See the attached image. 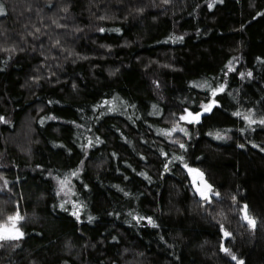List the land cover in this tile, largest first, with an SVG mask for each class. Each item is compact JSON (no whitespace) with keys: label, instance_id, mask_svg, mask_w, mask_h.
<instances>
[{"label":"trees","instance_id":"obj_1","mask_svg":"<svg viewBox=\"0 0 264 264\" xmlns=\"http://www.w3.org/2000/svg\"><path fill=\"white\" fill-rule=\"evenodd\" d=\"M4 3L0 47L15 45L16 51L11 59L0 51V116L7 120L0 121V184L6 178L12 189L0 191V216L14 212L18 201L26 235L0 248V264H229L220 251L218 222L234 231L229 246L245 264H264V152L247 143L264 147V131L239 132L247 122L234 115L253 107L257 116L264 111V0ZM99 27L122 31L101 33ZM35 28L43 33L38 39L29 35ZM176 36L183 40H169ZM233 57L245 77L229 72V88L217 97L221 106L188 125L191 139L173 134L189 146L188 162L221 192L223 202L216 198L207 210L179 162L164 170L172 154L184 150L160 130L174 122L170 110L187 106L184 98L205 101L206 90L195 85L224 79L221 70ZM113 98L120 110L107 112L112 105L102 102ZM153 105L163 115H153ZM52 115L59 119L40 123ZM228 129L229 139L209 135ZM88 137L104 143L82 149ZM81 161V178L70 177L77 194L66 189L63 198L86 202L83 223L70 205L69 211L59 207L62 197L55 194V177L69 176ZM232 195L237 204H230ZM244 202L257 218L255 231L238 218ZM137 213L152 216L159 227L137 222Z\"/></svg>","mask_w":264,"mask_h":264},{"label":"snow or ice","instance_id":"obj_2","mask_svg":"<svg viewBox=\"0 0 264 264\" xmlns=\"http://www.w3.org/2000/svg\"><path fill=\"white\" fill-rule=\"evenodd\" d=\"M165 4L170 3V0H163ZM222 2V0H221ZM209 7H214V4H209ZM70 5H67L64 7V11H69ZM142 11V9H141ZM8 13V7L4 3V0H0V15H7ZM260 15L264 16V13H260ZM111 17L107 16H100L98 19H110ZM52 23L56 24L57 27L66 28V24H60L57 20H53ZM47 27V26H46ZM75 31H81L79 27L75 29ZM98 31L103 33L106 31H115L120 32L122 29L115 28V29H106L104 27H99ZM37 33H41L40 28H35L34 32H30L29 35L33 36L34 38L38 39L36 36ZM43 35V33H41ZM169 40H172V42H175V40H183V36H176V37H169ZM56 46H62L61 40L56 39L55 40ZM104 47L111 48V45H104ZM23 50V49H21ZM0 51H4L9 53L8 59H11V53L16 51V46L13 45L11 48H2L0 47ZM79 55V54H77ZM84 58V57H81ZM234 61H236V57H233L232 60H230L224 69H222L223 77L224 79H221L219 82H217L215 85L210 83L208 80H205L202 84H196V88H203L206 90V100L205 101H196L192 100L190 98H184L187 106L185 104L179 105L180 111L179 113L175 112H169V114L173 117L174 122L171 124L170 127L161 129L160 131L167 136L168 138L172 139L173 143L178 146L179 149H183L184 153L181 155L172 154V157L170 160L166 161L164 164V170L165 171H171V167L175 166L176 162H179L180 165H182V170H186L188 176L190 177L189 180V186L193 190V195L198 196L200 198V203L206 207L207 210H212L215 208L216 203L218 202L216 198H221L219 201L220 203L223 202V198L221 197V192L215 187V185L206 178L205 172L199 168L195 167L192 164H190L187 160V149L188 145L179 137H174L173 134L175 133H182L185 137L188 139H191V132L189 130L188 125H196L200 124L202 122V119L205 117L206 114L213 113L214 109L221 106L220 99L217 97L221 94L226 93V91L229 88V85L227 83L226 77L228 76L229 72H236L237 75H239L241 78L245 77V72H238L237 69L234 67ZM246 75L248 77H251L253 73L249 70L247 71ZM34 80H39V77H33ZM157 85H159V81H157ZM75 86V85H73ZM210 93V95H208ZM49 103H53V101H49ZM58 103V101L56 102ZM103 105H112L106 109L107 112H118L120 109L115 105V98H113L112 101H109L107 99L103 100ZM125 106L128 105V102L125 101ZM261 103H264L262 101ZM196 105V110L194 111L192 109V105ZM97 108L100 107V105H96ZM132 107H135L132 105ZM153 108L156 109L155 112H153V115H163L162 111L158 108L157 105H153ZM83 111V109H81ZM234 115L236 117H242L244 121L247 122V127H241L239 129V132L246 133V132H256L257 127H259L262 131H264V111H262V114L257 116V110L256 108H250L246 111L242 112L240 110H237L234 112ZM59 117L52 115V116H46L41 119L40 123L43 124L45 120H57ZM0 121L7 122L6 118L4 116H0ZM72 124H76V121H71ZM77 127H83V125H77ZM228 132H231V129H228L227 132H221L216 131L215 133H209V135H215L216 139H229ZM124 139H127V137H124ZM104 141L97 137L95 141L92 137H88L86 143H81L80 147L82 149L88 150L93 147H95L97 144H103ZM147 143V141L145 142ZM248 144H253L256 148L260 149V151L264 152V147L261 146V144L254 143L252 140L247 141ZM245 144H240L239 147L244 148ZM71 151V149H69ZM165 157L169 155L168 152L162 153ZM113 155H116V153H113ZM147 159V157H145ZM37 167H42L41 165H38ZM131 167V165H129ZM83 161H81V164L76 169L70 171L69 176H56L55 179L57 181V187L55 194L57 196H61V202L59 204V207L64 209L65 211H69V208H66L65 205H70L71 215L76 218V220L83 223L82 215L85 214L84 210L86 209V202H80L76 199H64L63 196L68 195V192H71V195L75 196L77 193L71 191V178H81V175L83 173ZM135 171V169H133ZM51 175V173H49ZM140 175L147 177L146 172H141ZM123 179H128V177L125 175ZM150 180V177H148ZM11 182L4 178L3 184H0V191L7 190L11 192L10 187ZM82 188H88L89 185L86 183L81 184ZM117 187H119L117 185ZM68 190L66 192L65 190ZM121 192L124 191L123 188L120 189ZM129 195H131L129 193ZM238 198L236 195H232L230 204H237ZM239 216L238 218L246 223L248 227H250L253 231H255L258 227V221L257 218L251 214L249 210V205L247 202H244L242 205L238 208ZM113 215H119V212L113 213ZM129 215H132L130 212ZM219 216L223 217L225 220L227 219L226 213L223 209L219 210ZM94 217L92 215H87V220L92 221ZM134 219L137 222L146 220L149 225H152L153 227H159V225L156 223V220L152 216H142L140 214H136L134 216ZM213 219H216V216H213ZM26 220V216L22 213L19 202H16V208L15 211L0 216V248L5 247V244L8 242L13 241H20L22 240L26 233L23 229V222ZM217 229L220 234V251L223 252L226 257H230L229 264H231L232 261H235L236 264H245V261L243 258L238 256L234 249L229 246L230 242L235 239V233L234 231L230 230L229 226L226 223L218 222L217 223ZM113 239H116V237H113ZM16 246H19L18 244Z\"/></svg>","mask_w":264,"mask_h":264},{"label":"rangeland","instance_id":"obj_3","mask_svg":"<svg viewBox=\"0 0 264 264\" xmlns=\"http://www.w3.org/2000/svg\"><path fill=\"white\" fill-rule=\"evenodd\" d=\"M68 191V190H67Z\"/></svg>","mask_w":264,"mask_h":264}]
</instances>
